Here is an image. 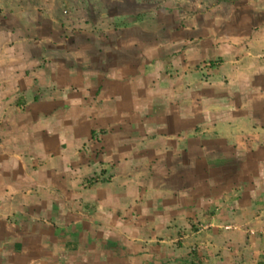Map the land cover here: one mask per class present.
<instances>
[{"label":"crops","instance_id":"1","mask_svg":"<svg viewBox=\"0 0 264 264\" xmlns=\"http://www.w3.org/2000/svg\"><path fill=\"white\" fill-rule=\"evenodd\" d=\"M3 3L0 264H264V0Z\"/></svg>","mask_w":264,"mask_h":264},{"label":"rangeland","instance_id":"2","mask_svg":"<svg viewBox=\"0 0 264 264\" xmlns=\"http://www.w3.org/2000/svg\"><path fill=\"white\" fill-rule=\"evenodd\" d=\"M73 1V0H72ZM71 0H61L62 4H65V8L67 11V14L73 13L77 15H93L94 12L96 15H120L121 11H129L133 12L132 7L134 6V0H84L87 6V9L80 10L79 13L76 12L75 9V2H72ZM144 1V0H143ZM159 1V0H158ZM162 2V1H160ZM67 4V5H66ZM13 6V11H20L22 8V5H12ZM84 6V5H82ZM31 7H35L34 11H38L42 9V6H36L32 5ZM130 9H126V8ZM145 7L147 9L152 8L154 10H158L157 12L160 13L162 11V7H164V4H155L153 3L152 5L149 3H144L142 4V8ZM6 6H4L3 0H0V15H4L3 13L6 12ZM119 13V14H118Z\"/></svg>","mask_w":264,"mask_h":264}]
</instances>
